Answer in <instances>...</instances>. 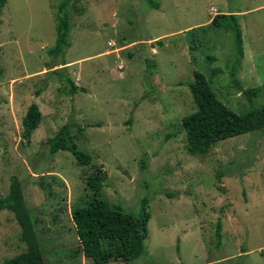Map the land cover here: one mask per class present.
Returning <instances> with one entry per match:
<instances>
[{
    "label": "rangeland",
    "instance_id": "rangeland-1",
    "mask_svg": "<svg viewBox=\"0 0 264 264\" xmlns=\"http://www.w3.org/2000/svg\"><path fill=\"white\" fill-rule=\"evenodd\" d=\"M62 1L7 0L0 15V197L17 177L44 264H91L72 254L80 244L71 212L87 204L93 168L106 173L104 201L133 216L146 201L150 215L144 253L108 264H264V134L192 156L181 125L195 111L194 71L230 110L250 108L230 75L232 34L210 24L217 14L237 15L234 79L241 89L262 86L264 105V0H153L157 10L145 0H72L69 47L53 57ZM66 78L82 91L71 94ZM31 104L41 119L25 138ZM65 124L90 165L48 154ZM24 250L13 215L0 212V263Z\"/></svg>",
    "mask_w": 264,
    "mask_h": 264
},
{
    "label": "trees",
    "instance_id": "trees-1",
    "mask_svg": "<svg viewBox=\"0 0 264 264\" xmlns=\"http://www.w3.org/2000/svg\"><path fill=\"white\" fill-rule=\"evenodd\" d=\"M157 10L158 5L153 0H145ZM7 0H0V15ZM72 0H63L57 6L55 25V45L47 52L57 57L69 47L68 32L70 30V15L68 5ZM210 24L232 34L233 63L231 79L238 86L249 103V110L237 114L226 107L215 95L211 88V80L199 72H193V81L188 84L195 111L181 119L185 132L187 151L190 155H203L218 143L250 133L264 134V105L258 103L262 86L241 89L234 79L238 73L243 57L241 32L238 17L235 14H217ZM161 45L160 41L156 42ZM210 60H213L212 58ZM151 67V66H150ZM213 74L219 72L213 70ZM69 92L74 94L82 91L66 78ZM237 88V89H238ZM41 114L36 104H31L22 118L23 135L29 137L38 127ZM73 125H63L57 134L46 142L48 154L54 155L59 151L71 154L81 167L90 165L91 157L79 150L73 141L71 130ZM77 130H82L77 127ZM106 173L101 168L93 170L85 178V187L89 192V200L83 207H76L71 212V219L80 244L79 251H72L73 256L81 253L91 264H108L120 260L131 263L144 253V242L147 238V224L150 219L147 202H141L139 216L126 213L118 205L109 204L101 197ZM10 212L20 228V241L25 250L20 254L3 261L0 264H44L42 251L34 230L35 220L29 212L22 193L21 182L12 177L9 192L0 197V212ZM217 244L221 239V222L217 221L215 229Z\"/></svg>",
    "mask_w": 264,
    "mask_h": 264
}]
</instances>
